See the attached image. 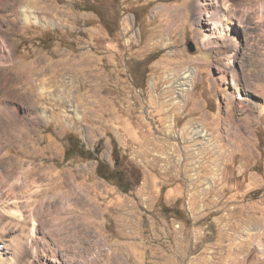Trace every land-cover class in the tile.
Instances as JSON below:
<instances>
[{"label": "rangeland", "instance_id": "374dc122", "mask_svg": "<svg viewBox=\"0 0 264 264\" xmlns=\"http://www.w3.org/2000/svg\"><path fill=\"white\" fill-rule=\"evenodd\" d=\"M200 17L196 0H0L4 264H264V15L234 42ZM69 132L111 165L116 141L133 189L64 161Z\"/></svg>", "mask_w": 264, "mask_h": 264}, {"label": "bare ground", "instance_id": "6f19581e", "mask_svg": "<svg viewBox=\"0 0 264 264\" xmlns=\"http://www.w3.org/2000/svg\"><path fill=\"white\" fill-rule=\"evenodd\" d=\"M1 1H6V0H1ZM17 1V0H15ZM24 2V1H23ZM30 2V1H29ZM17 3V2H16ZM15 3V4H16ZM22 3V2H21ZM251 3V2H250ZM257 3V2H256ZM13 4V3H12ZM14 5V4H13ZM18 5V4H17ZM20 5V4H19ZM196 5H197V10L198 13L201 15L200 18L205 19L209 24H212V27H208L207 29H209L210 33L208 35V33H205L204 36L205 38L207 36H215V37H225L227 38L229 41L234 42L236 36H233V34L231 33V36L229 34L230 30L233 29V25L237 24L238 22L242 23V17L245 18V15L247 14H251V13H257L258 12V21L260 19H263V15H264V1L263 3H261L259 6L255 7L254 5H248V6H239L236 5V0H196ZM7 9V8H6ZM17 9V8H16ZM259 9V11H258ZM238 10L240 12H238ZM35 9H33L32 7H29V5H22L21 7H19V9L17 10V16L20 19H25V20H35L37 21L38 19V14L35 13ZM11 12V11H10ZM2 15V14H1ZM202 19V20H203ZM256 19V20H257ZM238 20V22H237ZM245 20V19H243ZM262 21V20H261ZM260 22V21H259ZM5 23V22H4ZM256 23V22H255ZM179 24V23H178ZM243 24V23H242ZM1 25V22H0ZM185 25V24H184ZM205 26V25H204ZM204 28V27H203ZM2 29V28H1ZM254 31V30H253ZM201 32V31H200ZM4 33V32H1ZM5 34V33H4ZM1 35V34H0ZM6 35V34H5ZM239 36V35H238ZM2 37V36H1ZM6 37V36H5ZM249 37V36H248ZM204 38V37H203ZM213 39V38H212ZM6 40V39H5ZM214 40V39H213ZM3 39L0 38V63L1 64H8L9 66L12 65L13 61H14V53H13V49L12 47H8L6 48L3 44H2ZM222 41V39H221ZM224 41V40H223ZM5 42V41H4ZM213 42V41H212ZM217 43V42H216ZM219 43V42H218ZM7 44V43H6ZM235 44V43H234ZM8 45V44H7ZM237 45V44H236ZM11 46V45H10ZM13 46V45H12ZM234 46V45H233ZM220 47V46H219ZM239 48V47H238ZM221 51V50H220ZM238 51V50H237ZM221 58V57H220ZM228 58V57H227ZM230 60V59H229ZM230 65V64H228ZM8 66V67H9ZM235 67V66H233ZM219 72V71H218ZM1 73V70H0ZM229 73V72H228ZM238 74V72L236 73ZM235 74V75H236ZM190 75L191 73H189V70H186L183 72L182 75V79L180 81H178V85L180 88V92L181 94H185V89L186 85L189 83L190 81ZM232 75V74H231ZM190 78V79H189ZM220 78L222 80H225V78H227V73L225 74L224 72H222V74L220 75ZM179 79V78H178ZM215 79V78H214ZM233 79H237V77L233 76ZM41 80V79H40ZM12 81L13 79L12 77H10L8 75V77H1L0 76V95L2 92H5L6 87L8 82ZM42 84L46 83V80H44V82H41ZM221 84V83H220ZM234 84V83H233ZM232 84V85H233ZM46 85V84H45ZM225 85V84H224ZM58 86V85H57ZM65 86V85H64ZM218 87H216V90H222L224 89L223 87H221V85L217 84ZM235 87V86H234ZM241 87V86H240ZM236 86L235 90L237 95H240V90L241 88ZM45 88V87H44ZM43 88V89H44ZM257 88V87H256ZM228 89V88H226ZM261 91L264 94V87L260 88ZM44 91V90H43ZM41 91V92H43ZM167 91V90H166ZM168 92V91H167ZM235 94V93H234ZM9 103H7L6 101H4V99L2 97H0V124H2V121L4 120L5 115L7 114V112H9L10 115H14L13 113L16 112V109H12L14 112L9 111ZM262 109L261 111H264V102L262 105ZM14 118V117H12ZM9 119V118H8ZM7 120V118H6ZM11 120V119H10ZM188 127V126H187ZM199 133L201 135H204V133H202V131ZM203 149V148H202ZM189 150V149H188ZM176 153V152H175ZM35 210V209H33ZM11 211V210H10ZM36 211V210H35ZM33 212V211H32ZM38 212V211H36ZM34 213V212H33ZM13 214V212L11 213ZM17 214V213H16ZM15 214V215H16ZM20 215V214H19ZM35 215V214H34ZM37 215V214H36ZM29 216V215H28ZM30 217V216H29ZM33 217V216H32ZM26 219V218H25ZM35 219V218H34ZM33 219V220H34ZM2 221V220H1ZM38 222V221H37ZM41 222V221H40ZM2 223V222H1ZM41 224V223H40ZM6 233V232H4ZM2 235H0V241L2 240ZM4 240V238H3ZM13 245V244H12ZM15 246V245H14ZM1 245H0V249H1ZM5 253V252H3ZM5 254L1 255L0 254V264H4L5 263ZM11 264V263H10Z\"/></svg>", "mask_w": 264, "mask_h": 264}, {"label": "trees", "instance_id": "16d2710c", "mask_svg": "<svg viewBox=\"0 0 264 264\" xmlns=\"http://www.w3.org/2000/svg\"><path fill=\"white\" fill-rule=\"evenodd\" d=\"M67 147L64 154V161L70 160L74 157L94 159L97 161L96 174L101 178L113 182L124 193H128L133 189V183L129 180L125 169L120 168L119 147L116 141L113 142V156L115 157V164L111 165L109 162L100 157L101 146L100 142L92 149L87 148L82 139L69 132L65 135Z\"/></svg>", "mask_w": 264, "mask_h": 264}, {"label": "water", "instance_id": "95a60500", "mask_svg": "<svg viewBox=\"0 0 264 264\" xmlns=\"http://www.w3.org/2000/svg\"><path fill=\"white\" fill-rule=\"evenodd\" d=\"M192 50H194V46L192 45V48H191Z\"/></svg>", "mask_w": 264, "mask_h": 264}]
</instances>
